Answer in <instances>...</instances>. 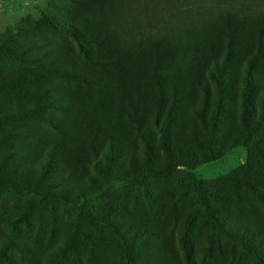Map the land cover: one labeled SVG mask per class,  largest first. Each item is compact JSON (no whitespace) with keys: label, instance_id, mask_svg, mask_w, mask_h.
I'll return each instance as SVG.
<instances>
[{"label":"rangeland","instance_id":"374dc122","mask_svg":"<svg viewBox=\"0 0 264 264\" xmlns=\"http://www.w3.org/2000/svg\"><path fill=\"white\" fill-rule=\"evenodd\" d=\"M0 52V264H263L264 0H0Z\"/></svg>","mask_w":264,"mask_h":264},{"label":"trees","instance_id":"16d2710c","mask_svg":"<svg viewBox=\"0 0 264 264\" xmlns=\"http://www.w3.org/2000/svg\"><path fill=\"white\" fill-rule=\"evenodd\" d=\"M51 25L53 27L55 26L54 24H51ZM74 37L80 40L77 33H74ZM0 56H1V52H0ZM23 61L26 62L28 60L23 59ZM222 84H223L222 78H218V99L219 100L222 98L223 91H224V87L222 86ZM249 113H250V94H249V90L246 89V91L243 94V98H242V117H243V122L247 128H250L251 126L250 121H249ZM28 114L30 116L29 119L36 118L34 110H30ZM22 117H24V115H22ZM5 120L13 122V124L19 125L17 129L12 130L11 133L13 136H17L20 139H28L29 137L33 136V127L30 122H22V121L18 122L14 118V116H9ZM262 120H264V101L262 103ZM254 253L255 255H257V259L260 260L264 264V252L256 249V252Z\"/></svg>","mask_w":264,"mask_h":264}]
</instances>
